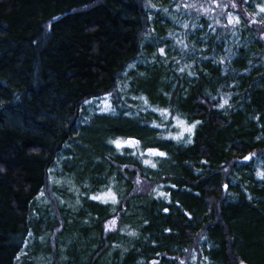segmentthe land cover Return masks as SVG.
Wrapping results in <instances>:
<instances>
[{"label": "trees", "instance_id": "1", "mask_svg": "<svg viewBox=\"0 0 264 264\" xmlns=\"http://www.w3.org/2000/svg\"><path fill=\"white\" fill-rule=\"evenodd\" d=\"M168 1L0 0V264H193V252L198 264H264V178L252 168L260 158L264 172V24L235 0L239 46L230 27L204 24L189 64L149 63L173 32L159 15ZM133 63L127 91L164 107L163 130L143 107L86 115ZM173 115L188 141L169 137ZM120 139L138 141L134 154L115 153ZM150 148L164 155L148 175ZM57 163L77 198L40 207Z\"/></svg>", "mask_w": 264, "mask_h": 264}, {"label": "rangeland", "instance_id": "2", "mask_svg": "<svg viewBox=\"0 0 264 264\" xmlns=\"http://www.w3.org/2000/svg\"><path fill=\"white\" fill-rule=\"evenodd\" d=\"M175 2L176 3L174 4V0H169L165 10H161L159 12L162 22L168 24L170 28L175 31L171 35V37L166 40L167 52H164L163 47H159L158 56L160 57V59H150L149 63H153L154 61L157 62L158 60V63H160V65H166L167 58H172L174 60V57L178 54L182 55V57H185V55L188 54V51L186 50L189 47V39L195 40V31H201L204 24L207 26V29H213L214 31L216 30L215 27L221 29L230 27L231 32H234V30H232L233 27L238 26L241 22L238 14L236 13L235 0H175ZM262 9H264V2L260 3V0H249V4L247 5L248 14L253 16L255 20L260 19L264 24V11H262ZM192 15H194V17ZM231 37L233 38V44H238L237 46H239V41L237 39L238 36L235 34V32ZM198 44L202 48L201 50H205L204 44ZM161 49H163V53H161ZM194 55L193 53H189L188 55H186L185 63L189 64L192 61V58H194ZM136 65L138 64L133 63L130 67H128L122 81L119 83L117 89L114 92L102 98L87 101L84 106L86 115H92L93 110L100 113H113L114 111H116L115 107H118L121 110L127 107H143L144 109L142 112H146L147 109L153 112V114L150 113L148 115L150 117L152 116L155 120H158L159 123H155L154 125L158 127V130H163V128L166 127L168 121V115L164 110V107H159L153 104L148 107V105L146 106V104L142 101L140 95H133V93L127 91L130 78L134 76L136 70L139 72L141 70V68H138ZM171 118H174V121L168 126L169 137L178 142L179 140L184 139L189 133L188 131H186L187 125L183 120L178 119L176 116L174 117V115ZM177 137H179V139H177ZM128 140L131 139H120L122 143L119 148L114 143L113 148L115 153H119L120 151L123 152L125 148L127 149V151L130 150L131 152H133L134 148L137 146L136 144L129 145L128 143H126ZM188 140L189 138L186 139V141ZM158 153L163 152L156 148H150L145 151V154L141 155V167L143 169L149 170L147 171L148 175H151L152 172L156 170L155 166L153 167L154 164L149 160H153V157H163L161 155H158ZM249 161H253V159L250 158ZM261 166L262 161L260 160V158L255 159L252 162V168L254 170L255 176L257 178L261 177V179H263L264 173L262 172ZM60 168L61 165L57 163L50 170V180L48 186L45 187L36 198L38 201L37 204L40 207H42L43 205H47L46 207L49 208V205L52 206V203L56 202L59 206L62 205L61 207L70 208L72 206L71 203L62 201L58 192H63L67 197H69L70 194H73V197L77 198V190L69 180L66 181V184L61 183L62 185L60 184V181H58L61 180L60 177L59 179L57 178L61 173ZM56 178L58 180H56ZM136 180L140 181L137 177ZM84 183V187H86V182ZM53 193H57V196ZM113 193L111 194V196H115V202L112 201L111 205L117 206L119 194L117 191ZM158 195H161V193H159ZM105 199H108V197H106ZM106 228L107 230H114L116 228V219L108 220ZM59 250L62 251L60 247ZM191 262H193V264H198L197 252H193ZM60 264L62 263L60 262Z\"/></svg>", "mask_w": 264, "mask_h": 264}, {"label": "bare ground", "instance_id": "3", "mask_svg": "<svg viewBox=\"0 0 264 264\" xmlns=\"http://www.w3.org/2000/svg\"><path fill=\"white\" fill-rule=\"evenodd\" d=\"M247 4H249V0H242V4H241V5H242L243 7L245 6V9H246V10H247ZM193 14H194V13H193ZM247 14H248V10H247ZM248 16L251 17V18H253V16H251V15H249V14H248ZM239 19H240V18H239ZM166 26L169 27V30L171 29L170 26H169L168 24H167ZM172 31H173V32H172V34H173V33H174V30L172 29ZM172 34L166 35L165 39H164V40L162 41V43H161L162 47H164V46L167 45V41H166V40H167L168 38H170ZM95 112H96V111L93 110V111H92V114H94ZM184 122L186 123L187 128H188L189 125L187 124L186 121H184ZM187 135L190 136L189 133H188ZM188 136H186L183 140H186ZM110 144H111V145L114 144V141H113V143H110ZM131 153L134 154V152H131ZM247 157H249V158L247 159ZM250 158L252 159V155H247L244 161H245V162H249ZM261 167H262V166H261ZM262 172H263V170H262ZM263 173H264V172H263ZM136 176L138 177V174H137ZM49 180H50V179H49ZM48 183H49V182H48ZM107 188H108V187H107ZM107 188H105V187H104V188H101V190H99V191H102V192L107 191V190H108Z\"/></svg>", "mask_w": 264, "mask_h": 264}, {"label": "snow or ice", "instance_id": "4", "mask_svg": "<svg viewBox=\"0 0 264 264\" xmlns=\"http://www.w3.org/2000/svg\"><path fill=\"white\" fill-rule=\"evenodd\" d=\"M262 11H264V9H262ZM161 53H163V49H161ZM226 103V102H225ZM192 127H195V125H193ZM191 130H192V128L191 127H189V128H187L186 129V131H188V132H191ZM177 139H179V137H177ZM109 143H113V141H109ZM114 143L116 144V146L119 148L120 146H121V141L120 140H116V141H114ZM126 143H128L129 145H135V144H138V141H135V140H128ZM158 155H161V156H163L164 155V153H158ZM146 163H147V161H146ZM155 165H153V167H154ZM109 194H111V193H109ZM93 199H99V197H96V196H94V197H92ZM112 200H113V202H115V196L113 195L112 196ZM132 235H134V233L132 234Z\"/></svg>", "mask_w": 264, "mask_h": 264}, {"label": "water", "instance_id": "5", "mask_svg": "<svg viewBox=\"0 0 264 264\" xmlns=\"http://www.w3.org/2000/svg\"><path fill=\"white\" fill-rule=\"evenodd\" d=\"M249 157H247V159H248Z\"/></svg>", "mask_w": 264, "mask_h": 264}]
</instances>
